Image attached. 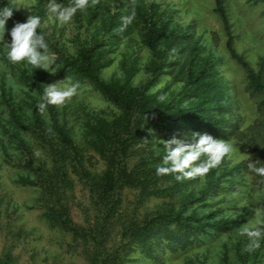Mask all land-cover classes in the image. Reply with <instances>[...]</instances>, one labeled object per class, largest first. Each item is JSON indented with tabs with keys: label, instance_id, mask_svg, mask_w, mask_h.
I'll list each match as a JSON object with an SVG mask.
<instances>
[{
	"label": "trees",
	"instance_id": "16d2710c",
	"mask_svg": "<svg viewBox=\"0 0 264 264\" xmlns=\"http://www.w3.org/2000/svg\"><path fill=\"white\" fill-rule=\"evenodd\" d=\"M250 1L264 4V0ZM65 2L68 5L72 0ZM214 3L226 35V49L231 57L241 60L232 45L231 24L223 0H214ZM0 6L17 8L12 0H0ZM44 12V1L37 0L32 14L39 15L42 20ZM127 13L110 11L99 0L83 11L78 10L74 16L93 24V32L72 54H58L62 67L75 78L88 80L117 109L110 116L96 113L85 121L79 138L63 119L58 118L56 105H48L43 113L37 110V102L46 86L44 69L33 70L22 62L17 83L31 89L22 99L11 85H7L6 77L0 75V104L6 108V115L0 119L2 157L18 170L15 182L36 187L35 201L49 225L84 245L89 264H121L136 250L149 259H156L164 249H184L199 241V236L210 234V231L231 230L233 220L236 219L237 224L243 221V215L233 219L224 216L222 208L214 206L215 202L209 198L236 187L240 177L238 171L246 166V161L235 164L227 177L215 176V168L210 169L196 188L199 176L178 181L176 173H156L162 155L155 153L154 133L165 139L191 131L206 132L222 139H229L236 133L250 149V159L257 165H264V55L257 73L242 62L250 78V94L255 99L258 117L253 124L241 128L240 116L232 114L234 86L231 81L219 77L215 61L209 55L197 65L199 62L195 58L203 51L201 44L190 33L171 28L169 21L160 17L162 13L156 10L155 3L136 8L133 22L119 32L120 16ZM97 18L98 26L93 22ZM25 19L19 9H13L6 21L5 37L10 40L8 30L13 23ZM133 30L138 31L142 43L153 51L150 68L154 75L165 58L171 54L176 56L175 62L167 61L166 64H173L170 73L184 82L180 99L164 97L161 100L158 95L147 92L151 80L140 89L128 78L106 80L101 76L102 67L108 63L104 56L106 46L124 38L129 41ZM37 31L44 34L41 27ZM99 32L106 37L100 39ZM189 61V67L193 63L198 71L185 70ZM224 84L228 86L224 88ZM184 99L186 105L182 104ZM10 141L13 152L9 151ZM95 156L104 163L101 170L90 167L91 158ZM253 175L264 184V178L254 172ZM77 182L87 191L88 212L92 215V219L86 216L84 224L73 220L68 206ZM126 188L136 190L139 203L149 197L170 200L166 208L156 209L142 219L131 216L123 220L117 239L108 244L112 219ZM207 207L212 209L202 213V208ZM14 261L11 249L3 247L0 264H14Z\"/></svg>",
	"mask_w": 264,
	"mask_h": 264
},
{
	"label": "rangeland",
	"instance_id": "374dc122",
	"mask_svg": "<svg viewBox=\"0 0 264 264\" xmlns=\"http://www.w3.org/2000/svg\"><path fill=\"white\" fill-rule=\"evenodd\" d=\"M12 1L27 18L33 12L37 0ZM43 1L45 12L41 28L45 34L49 52L55 54L57 63L60 65L58 54H72L76 51L88 34L93 32V24L89 25L83 17L77 16H73L69 23L62 26L51 22L47 13L48 0ZM65 1L60 0V3L67 5ZM99 1L110 11H130L141 5L148 6L150 3H155L156 10L162 13L160 17L169 21L171 28L190 33L193 39L201 44L203 51L195 58L199 62L197 65L202 64L203 58L209 55L215 61L219 77L231 81L234 86L231 97L232 114L240 116L241 128L254 123L258 117L255 99L250 94V78L242 62L253 72L257 73L260 68L259 63L264 55L263 3L250 0H223L231 24L232 45L241 59L238 60L231 57L226 49V35L221 20L214 10V0ZM93 22L98 26L99 19ZM99 35L100 39L106 37L101 32ZM129 36H131L129 41L128 38H124L106 46L107 51L104 56L108 63L102 67L101 76L106 80L110 77L128 78L133 86L140 89L152 81V84L148 85L147 92L167 99H180V94L185 89L184 82L170 73L173 64H166L167 61L175 62L176 56L171 54L165 58L164 64L154 75L150 68L154 58L153 51L142 43L137 30H133ZM190 64L189 61L185 66L186 71L197 70V65L193 66L192 63L189 67ZM22 67V62L10 63L0 49V75L6 77L7 85H11L21 99L26 92L31 91L29 87L17 83V72ZM45 74L46 84L64 77L71 78L73 82L80 84L77 95L63 105H56L58 118L63 119L72 128L76 138L81 135L83 123L92 119L96 113L110 116L117 111L115 106L93 88L88 80L75 78L61 65L54 74L46 70ZM226 86L228 84H224V88ZM182 104L186 105L187 100L184 99ZM5 115L6 108L0 104V119H3ZM154 137L156 139L155 153L163 155V146L157 141L166 139L158 133H154ZM225 140L234 142L240 151L237 150L229 157H225L215 168L214 175L227 177L228 172L240 161H246V166L238 171L240 177L236 187L222 190L209 200L215 202L214 206H220L223 215L227 218L233 219L243 215V221L237 224L236 219L233 220L234 227L231 230L210 231V234L199 236V241L184 249H164L156 259H149L136 250L130 253L121 264H264V241L259 249L247 252L244 250L247 237L241 234L247 222L255 219V213L264 211V184L255 180L253 172L247 167L251 151L242 143V139L233 133L229 139ZM9 143L11 144L9 151L13 152V142ZM133 162L132 160V164ZM90 164H92L91 168L97 170L104 167V163L96 156L91 158ZM17 171L10 163L4 161L0 151V253L3 247H9L15 257L14 264H89L84 253V245L80 241L72 240L70 234L49 225L43 218L35 201L38 195L36 187L23 186L15 182ZM206 175L195 181L196 188L201 185ZM122 193V203L112 219L108 244L117 239L123 220L131 216L133 219H142L156 209L166 208V202L170 200L166 199L167 197H149L139 203L136 190L126 188ZM87 197V191L77 182L68 199V206L73 220L78 224H84L86 216L92 219V215L88 212ZM211 209L202 208L201 212Z\"/></svg>",
	"mask_w": 264,
	"mask_h": 264
},
{
	"label": "clouds",
	"instance_id": "9594fccd",
	"mask_svg": "<svg viewBox=\"0 0 264 264\" xmlns=\"http://www.w3.org/2000/svg\"><path fill=\"white\" fill-rule=\"evenodd\" d=\"M94 3L95 0H72V3L63 5L60 0H48V19L62 26L69 23L78 10L83 11ZM13 9L19 8L0 6V49L6 59L13 64L26 62L33 70L39 68L54 74L60 65L55 54L49 52L45 35L37 31L42 25L39 15L30 13L23 22H14L8 30L10 40L5 39L6 21L11 17ZM134 18V8L121 15L118 31L123 32ZM45 85L36 105L41 113L46 111L48 105H63L77 95L80 89L79 82H73L71 78L66 77ZM157 142L163 146L164 152L156 167V173H176L175 179L178 181L203 177L210 169L216 168L225 157L239 150L234 142L196 131L179 137L173 135ZM247 167L264 178V165H257L255 160L249 159ZM241 234L247 237L245 251L253 252L259 249L264 241V211L256 212L255 219L247 222Z\"/></svg>",
	"mask_w": 264,
	"mask_h": 264
}]
</instances>
